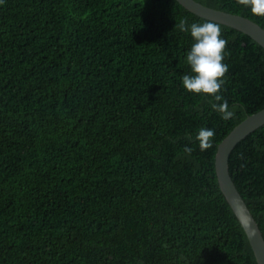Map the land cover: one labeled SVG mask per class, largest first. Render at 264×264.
Here are the masks:
<instances>
[{"label":"trees","instance_id":"trees-1","mask_svg":"<svg viewBox=\"0 0 264 264\" xmlns=\"http://www.w3.org/2000/svg\"><path fill=\"white\" fill-rule=\"evenodd\" d=\"M198 1L264 27L236 0ZM185 17L209 20L178 0L0 3V264H258L215 156L264 108V47L217 22L225 120L183 87ZM201 127L215 131L206 151ZM229 166L264 235V124Z\"/></svg>","mask_w":264,"mask_h":264},{"label":"clouds","instance_id":"clouds-1","mask_svg":"<svg viewBox=\"0 0 264 264\" xmlns=\"http://www.w3.org/2000/svg\"><path fill=\"white\" fill-rule=\"evenodd\" d=\"M236 2L249 7L253 15L264 17V0H236ZM0 3H3V0H0ZM175 27L181 32H190L194 41L186 56L191 74L182 76L183 87L193 94L212 96L215 102L211 103V108L219 112L225 120L232 118L236 106L233 105L230 110L227 100L220 94L225 83L224 77L229 70L228 65L223 62L228 41L222 38L220 24L207 20L189 25L185 17ZM214 137V129L201 127L195 140L198 141L200 150L206 151L213 146ZM186 139L191 140L192 137L186 134ZM192 152V147L184 146L186 155H191Z\"/></svg>","mask_w":264,"mask_h":264},{"label":"water","instance_id":"water-1","mask_svg":"<svg viewBox=\"0 0 264 264\" xmlns=\"http://www.w3.org/2000/svg\"><path fill=\"white\" fill-rule=\"evenodd\" d=\"M193 13L247 33L264 47V27L251 18L214 8L198 0H178ZM264 124V108L248 115L219 143L215 169L220 188L239 219L250 241L258 264H264V235L230 174L229 158L236 144L251 131Z\"/></svg>","mask_w":264,"mask_h":264}]
</instances>
